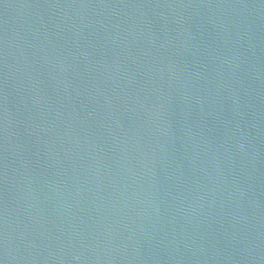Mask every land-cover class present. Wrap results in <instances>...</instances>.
<instances>
[{
  "label": "water",
  "instance_id": "1",
  "mask_svg": "<svg viewBox=\"0 0 264 264\" xmlns=\"http://www.w3.org/2000/svg\"><path fill=\"white\" fill-rule=\"evenodd\" d=\"M0 264H264V0H0Z\"/></svg>",
  "mask_w": 264,
  "mask_h": 264
}]
</instances>
